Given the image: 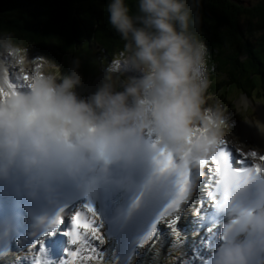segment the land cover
<instances>
[{"label": "clouds", "instance_id": "obj_1", "mask_svg": "<svg viewBox=\"0 0 264 264\" xmlns=\"http://www.w3.org/2000/svg\"><path fill=\"white\" fill-rule=\"evenodd\" d=\"M199 7V0H139L133 15L126 0H110L109 23L126 41L123 64L140 73L122 90L109 78L80 97L75 60L61 79L29 77V89L12 94L0 62V182L22 175L25 186L39 194L33 173L57 164L67 176L86 179L101 163L133 162L145 151L149 132L199 170L198 161L218 148L225 125L202 109L208 80ZM0 49L23 64L10 33L0 36ZM232 219L236 223L211 251L210 264H254L258 257L264 264V185L257 186L254 199L240 203Z\"/></svg>", "mask_w": 264, "mask_h": 264}, {"label": "snow or ice", "instance_id": "obj_2", "mask_svg": "<svg viewBox=\"0 0 264 264\" xmlns=\"http://www.w3.org/2000/svg\"><path fill=\"white\" fill-rule=\"evenodd\" d=\"M22 80L28 81L29 76L23 75ZM5 81L12 94L26 91L30 87L27 85L18 90L7 75ZM3 90L0 86V92ZM145 150L151 155L157 173L167 178L166 199L158 208L149 205L145 210V214L151 216V222L146 229L143 228V217L128 226V230L137 236L134 242H110L106 236L97 208L87 194L92 190L90 178L96 173L83 180L73 179L57 164L33 173L34 187L39 190V194L25 186L22 175H13L7 182H0V188L18 198L39 195L46 201H62L54 218L41 220L34 229L23 224L15 227L8 224L0 229V264H9L7 257L13 252L17 255L13 256L11 264H92L94 261L99 264H139V258L150 253L157 242L163 247L161 236L167 237L169 233L175 234L179 231L173 223V213H180L182 205L190 201L194 179L201 173L187 159L182 162L177 160L150 132L145 137ZM249 157L262 163H251ZM198 163L201 168H206L208 175L207 184L201 185L202 189H209L206 194L209 203L213 205L207 210L208 214L213 218V223L223 221L222 233L217 231V240H226L232 224L236 223L232 217L240 203L256 197V194H247L249 185L254 181L264 182V154L254 150L244 152L243 149H232L228 141L222 139L215 152L200 159ZM146 191L147 188L133 198L130 211L140 206ZM11 212L12 203L0 201V214ZM200 212L201 209H197L198 215ZM174 219L178 221L179 216L176 215ZM58 231L67 237L68 248L59 261L54 262L47 258L44 240L55 236ZM183 251L187 257L188 250L185 248ZM21 252L24 255H19ZM29 253L32 254L31 258ZM199 254L200 260H189L188 264H210L207 251ZM151 264H157L155 257L151 258ZM180 264H185V261L181 260ZM254 264H260L259 257Z\"/></svg>", "mask_w": 264, "mask_h": 264}, {"label": "trees", "instance_id": "obj_3", "mask_svg": "<svg viewBox=\"0 0 264 264\" xmlns=\"http://www.w3.org/2000/svg\"><path fill=\"white\" fill-rule=\"evenodd\" d=\"M109 3L0 0V33H10L13 40L39 51L60 54L75 53L95 41L108 59L126 43L109 23ZM126 3L135 15L139 0ZM199 5L198 37L206 43L209 64L215 67L212 91L224 89V98L233 86L248 93L264 89V0H199Z\"/></svg>", "mask_w": 264, "mask_h": 264}, {"label": "rangeland", "instance_id": "obj_4", "mask_svg": "<svg viewBox=\"0 0 264 264\" xmlns=\"http://www.w3.org/2000/svg\"><path fill=\"white\" fill-rule=\"evenodd\" d=\"M237 1L251 2V3L257 2V0H237ZM3 34L0 33V36H2ZM14 41H16L15 43H17V45L22 48H24L25 46H29V45L21 44L24 42H21V43L17 42L18 40H13V42ZM206 48H207V45H206ZM123 49H125V44L122 47H120L119 50L116 49L117 51L115 53ZM27 51L29 52L30 57L33 59H36L37 57L42 58V64L40 65V68L42 67V70L45 73V76H53L57 80L61 79L65 74H68L73 67V61L78 60L79 61L78 71L81 74L82 82L78 86L77 90L80 91V93L83 92L84 97H87L90 94L95 92V85H96V90H97V87L99 86V81L101 82L102 78L104 77L103 75L108 72V71L106 72L104 71L107 67V62H106V57H105L106 54L102 52L99 45L95 44V41H92V44L89 42L88 43L86 42L75 53L70 52L69 54H60V53H55L54 51L42 52V51H39L36 46H34L33 50H27ZM208 54L210 53L207 48L206 77L208 80V87L204 92L205 100H207V102L209 103L214 102V104L217 105L218 107H221L224 105L227 108L228 110L227 112H229L231 119L237 120L240 123H243V122L247 123L249 121V118H247L246 116L248 115L261 116L263 114L262 108L264 109V89L263 87L260 88V90L248 93V92H244L238 89L237 87L233 86L232 89L227 90V94L224 97L225 99L221 98L222 95H224L223 93H225L224 89L220 90L217 93H214L212 91V89H214V86L212 85L213 84L212 73H213V68L215 67L213 66L212 63L211 65L209 64ZM126 55L127 53L125 51L122 52V56L120 57L122 63H123V58ZM0 61L3 62L2 59H0ZM224 70L226 71V69ZM109 74L113 75V73L111 72H109ZM127 79L128 77L124 76V79H121L120 81L118 76L113 75L110 82L111 83L113 82L114 87L116 88V90H118L120 87H122V84ZM211 91H212V94H211ZM252 98L261 100V102L260 101L254 102ZM258 121H261V119H258L256 123ZM233 130L230 129L229 134L232 137L237 136L233 133ZM238 138L240 139V137ZM237 141L239 142V140Z\"/></svg>", "mask_w": 264, "mask_h": 264}, {"label": "bare ground", "instance_id": "obj_5", "mask_svg": "<svg viewBox=\"0 0 264 264\" xmlns=\"http://www.w3.org/2000/svg\"><path fill=\"white\" fill-rule=\"evenodd\" d=\"M103 76H104L103 78L101 77L102 78L101 82L99 81L101 78L98 80L99 86L97 87V89L101 86L102 83H104L109 78L111 81V78L113 75H110L109 72H107ZM95 91H96V85H95ZM80 96L82 95L80 94ZM262 112L263 114L261 115V118H260L261 121H258L256 125L250 128L252 131L251 134H247V129H248L247 125L239 124L235 126L234 131L237 133L236 135L240 137L242 141H245L248 137H252V136H256L260 140H264V110L263 109H262ZM258 147L261 150H264L263 144L259 143ZM161 227H163V225H161ZM184 235L186 236L185 231H184ZM161 241H164L163 247H161L160 242H157L152 247L151 252L148 253L146 256H143L139 264H151L152 257H155L157 264H175L176 261L173 259V255L184 256L183 250L186 248L185 246L186 238L180 235L178 232L175 234L169 233L167 237L161 236ZM21 254L22 253H19V255ZM96 263L99 264V262H96Z\"/></svg>", "mask_w": 264, "mask_h": 264}]
</instances>
